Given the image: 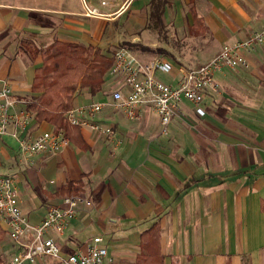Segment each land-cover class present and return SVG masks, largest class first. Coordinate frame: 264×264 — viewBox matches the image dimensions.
Instances as JSON below:
<instances>
[{"label": "crops", "instance_id": "1", "mask_svg": "<svg viewBox=\"0 0 264 264\" xmlns=\"http://www.w3.org/2000/svg\"><path fill=\"white\" fill-rule=\"evenodd\" d=\"M152 1L84 0L83 9L70 0H0V86L8 81L19 99L16 108L31 111L25 135L56 128L28 107L42 93L34 91V79L55 40L101 48L134 44L144 59L172 62V72L157 74L177 85L180 66L198 67L225 43L264 29V0L161 2L163 29L151 16ZM87 7L96 13L88 14ZM28 40L40 49L37 54L24 45ZM174 45L200 48L191 58L192 51ZM247 56L250 67L215 73L219 88L207 90L205 115L183 99L182 114L166 135L149 106L135 121L110 103L118 77L108 70L97 93L78 85L73 108L112 125L113 134L80 126L62 151L38 153L27 162L12 133L1 134L0 175L17 177L20 206L32 223L69 193L91 197L93 205L81 209L63 233L47 234L63 255L101 236L115 264H141L140 258L157 253L162 264H264V40ZM94 102L105 105L88 110ZM18 250L0 223V264H11Z\"/></svg>", "mask_w": 264, "mask_h": 264}, {"label": "built area", "instance_id": "2", "mask_svg": "<svg viewBox=\"0 0 264 264\" xmlns=\"http://www.w3.org/2000/svg\"><path fill=\"white\" fill-rule=\"evenodd\" d=\"M88 8V14L96 9ZM264 40V29L249 37L225 43L207 62L198 67L180 66L181 77L177 85L164 81L158 70L172 72L173 63L163 57L142 58L129 46H120L113 53L114 62L110 72L118 77L110 102L116 108H122L131 120L142 118V109L149 106L160 117L161 133L168 134L174 118L182 114L181 102L188 99L199 115H205L204 98L209 88L218 89L215 73L226 67L248 68L251 61L247 49ZM19 99L13 95L12 86L4 81L0 86V135L11 132L19 142L21 158L27 162L38 153L54 155L62 151L69 143V137L63 129H48L34 136L25 135L31 111L28 108H16ZM103 102H94L87 106L90 111H99ZM86 109L72 108L67 113L70 123L89 126L104 135L113 134L112 125L86 118ZM11 125L14 126L10 129ZM20 187L17 177L0 175V223L7 226L12 240L19 246L13 255L11 264H115L107 257L108 249L101 236H95L86 249L63 255L60 245L49 237V231L63 233L71 220L83 208L93 205L91 197L84 192L69 193L60 203L50 204L46 216L38 223H32L20 206Z\"/></svg>", "mask_w": 264, "mask_h": 264}, {"label": "trees", "instance_id": "3", "mask_svg": "<svg viewBox=\"0 0 264 264\" xmlns=\"http://www.w3.org/2000/svg\"><path fill=\"white\" fill-rule=\"evenodd\" d=\"M152 6L151 16L163 29L161 1L153 0ZM24 45L33 55L40 50L30 40ZM113 62V55L104 53L101 47L55 40L44 52L43 65L37 68L34 79V91L42 93L32 99L28 107L35 112L37 120L54 124L57 129H63L70 139L76 140L80 126L70 123L67 117L68 111L73 108V94L79 84L89 86L92 93L100 91ZM139 260L141 264H162L158 253Z\"/></svg>", "mask_w": 264, "mask_h": 264}, {"label": "rangeland", "instance_id": "4", "mask_svg": "<svg viewBox=\"0 0 264 264\" xmlns=\"http://www.w3.org/2000/svg\"><path fill=\"white\" fill-rule=\"evenodd\" d=\"M159 1H161L162 2V4H166V1H168V0H159ZM182 1V3H183V0H181ZM70 3L72 4L71 6L73 7V5H74V8H76V7H78V8H83L84 9V0H70ZM79 5H80V7H79ZM151 9H152V7H151ZM103 25L104 24H101L100 26L101 27H103ZM88 26V25H87ZM105 30H107V32L109 31V29H105ZM124 32V31H123ZM148 32V31H147ZM146 33V32H145ZM144 33V34H145ZM171 33H172V35L173 34H176V35H180L181 34V32H179V31H174V30H171ZM143 34V35H144ZM148 34V33H147ZM120 46H129L130 48H132L133 50H134V48H136V49H139V47L138 46H136V45H132V44H128V43H121V44H110V45H106V46H104L102 49L104 50V53H106V54H108V55H113V53L115 52V50L117 49V48H119ZM98 47V46H97ZM134 47V48H133ZM171 48H179L180 50H183V51H185L186 53H189L190 51H192L190 54H188L189 55V57H191V58H194V53L195 52H198L199 50V46H188V47H186V48H182V47H180V46H171ZM214 50L213 51H217V50H219V48H220V46H217V47H212ZM210 49V48H209ZM211 53V52H210ZM213 54V53H212ZM212 54H210L211 56H212ZM203 63V62H202ZM202 63H200L201 65H202ZM190 64H192V63H190ZM199 64V65H200ZM204 64V63H203ZM199 65H196V66H199ZM164 76V75H163ZM80 85V84H79Z\"/></svg>", "mask_w": 264, "mask_h": 264}]
</instances>
